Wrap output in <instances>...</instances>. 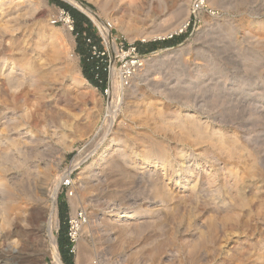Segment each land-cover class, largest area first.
Instances as JSON below:
<instances>
[{
  "label": "rangeland",
  "instance_id": "rangeland-1",
  "mask_svg": "<svg viewBox=\"0 0 264 264\" xmlns=\"http://www.w3.org/2000/svg\"><path fill=\"white\" fill-rule=\"evenodd\" d=\"M77 1L97 20L112 24L120 43L153 51L138 52L146 61L122 90L120 100L112 92L107 98L103 68L109 58L92 56L91 45L100 52L105 50L97 24L71 6L87 19L77 18V28L71 15L51 0H29L21 30L36 33L40 24L46 25V41L59 39V68L67 82L85 78L84 74L94 82L85 79L89 85L80 89L78 101L69 104L75 113L93 115L92 126L85 130L80 125L67 132L62 140L50 144L53 151L45 158L53 168L52 180L63 182L56 197L58 228L54 232L62 263L71 258L77 264V242L69 235L72 221L78 218L83 224L78 239L88 249L91 264H264V0H218L220 5H203L193 11L201 0H188L187 9L192 13L182 31L171 38L146 40L142 34L167 32L185 17L165 16L155 0H122L117 7L112 0L106 4V0ZM9 2L14 0H0V11ZM62 11L73 21L72 32L62 21ZM21 30L0 34V61L9 66L20 57L13 49L22 41ZM32 39L27 42L36 55H25L35 62L32 66L37 67L41 60L55 63L54 50L49 46L35 49ZM109 53L112 58L111 49ZM228 59L233 62L227 63ZM88 65L93 70L88 71ZM96 67L100 79L101 71L105 75L102 83L94 80ZM2 97L15 98L6 95L5 89L1 91L4 100ZM193 123L195 130L211 135L205 136L209 140L217 137L215 141L229 149L223 150L207 138L200 143L197 137L201 133H195ZM183 124L189 134L181 131ZM98 131L106 136L92 139ZM111 140L125 146V160L121 153L110 160L105 157L98 168L83 173L92 160L90 148ZM143 144L148 146L146 153ZM157 144L163 147V154L157 152ZM145 162L150 164L146 167ZM182 165L194 171L178 186L174 174ZM196 182V189L189 191ZM49 197L42 199L46 220L40 236L45 234L49 217ZM131 210L139 213L137 218L117 220ZM4 233L0 243L15 238L7 241ZM42 261L51 264L49 256ZM24 264H35L33 256Z\"/></svg>",
  "mask_w": 264,
  "mask_h": 264
},
{
  "label": "bare ground",
  "instance_id": "bare-ground-1",
  "mask_svg": "<svg viewBox=\"0 0 264 264\" xmlns=\"http://www.w3.org/2000/svg\"><path fill=\"white\" fill-rule=\"evenodd\" d=\"M65 1L70 3L79 11H81L91 21L96 23L97 27L102 31V33L105 36H109L110 28L112 27V24L110 23L104 24L100 20H97L96 15L90 9L79 3L77 0H65ZM107 1L108 0H106L104 3L106 4ZM112 1L115 3L114 6H116L118 4V1L121 2L122 0H112ZM152 1L153 0H148V3H151ZM155 1L157 2V7L161 9V11L164 13L165 16L166 15L172 16L173 14L174 15L179 14L180 16H183L185 18L183 22L177 24L174 28H172L167 32L142 34L141 36L142 38H144L143 40L164 39L166 37L173 35L174 33H178L182 31L185 28L188 18L192 13L191 11L189 13V10L187 9L188 0H185V3L181 2L182 0H155ZM218 2L220 1L201 0V2L198 3V7L203 5L205 6L207 5L208 7H214L216 5H220L218 4ZM29 4H31L29 0H16V1L14 0V2H11L7 8L0 11V34L2 33L13 34L14 32H18L19 30H21V26H22L21 24L25 22L24 18L25 16H27L26 15L27 11L30 8ZM240 4L242 5V3ZM241 5L240 7L243 6ZM194 9L195 8H193L192 11ZM43 25L40 24L39 27H37L38 29L36 33H33L34 31L33 32L26 31L24 33L23 31H25V29L23 31L22 30L20 31V33H24V36L22 38L19 47L17 49H13L15 50V52H17V54L20 55V57L18 56V59L14 64L12 63L9 66L6 61H0V81H1L0 83V235L1 232L4 231L5 233L3 238H5L7 241L15 237L13 238V241L10 240L12 241L10 243L9 242L2 243L3 241H1L0 264H9L8 261L10 260L15 261L14 264H18V263L24 264L25 262L28 261L31 255L34 258L35 264H46L45 262L42 261L45 258V256H49V258L51 259V264H63L57 250L56 237L54 234V232L58 228L57 215H56L57 213L56 197L59 188L63 185L62 184L63 182L60 183L59 181L52 180V176H53L51 173L52 167L49 164L48 160L45 161V158L47 159L49 155L51 143H55V141L58 142L59 140H62L66 136L67 132L74 130L76 127L80 125H82L83 129L85 130L90 129L93 121V118H91L93 115L90 114L91 116H88L84 114L81 115L75 113L69 106L70 102L79 100L78 92L81 91L80 92L81 94L82 90L80 89L84 87V85H89V84L82 76L81 78L78 79L76 78L75 80H72L73 82L70 81L72 83L67 82V80L69 79L65 77V72L62 71L61 68H59L60 66L59 55L61 54V52L59 50L60 45H58V43L56 42L59 39L54 41L53 38L51 37L52 39L50 38L49 40L46 41L44 32H46L47 30L44 29L46 28V25H44L45 27ZM68 29L69 31L71 30L69 27ZM48 33L52 35L51 32L48 31ZM31 36H33L32 40L34 41L33 43L35 46L32 47H34L35 49L37 47L41 48V47L49 46L54 50L55 61H56L55 63L46 64L43 63L42 60L41 61L38 60L39 62L36 65L37 67L32 66V64H34L35 62L32 59L34 62L32 63L31 59L28 58V56L30 55V57L33 58L36 55V53L34 49L29 48L30 45H28L27 42L28 39L31 38ZM219 38L221 39V37ZM26 54H28V56H26L25 58ZM230 61L227 62L226 60L225 62L230 63ZM231 62H233V60ZM248 70L251 71L252 69L251 70L248 69ZM186 87H188V85ZM22 88L23 90L24 89L25 90L23 91ZM4 89L6 90V95L8 92L10 96L14 94V97L17 95L16 92L19 91V89L22 90V93L20 94L18 93L19 96L13 99L10 97L12 100L11 99L5 100L4 98L5 96L2 97L4 100H1V91ZM110 90H111L110 92H112L111 96H113V98L116 100H120L121 97L120 93L122 92V89L120 82L117 79V75H115L111 79ZM58 100H61L64 104H60V103L58 104L57 103ZM221 103L223 102H220V104ZM206 106H208V104L205 105V107ZM213 111H216L215 108ZM184 126L185 125L183 124L181 131L182 132L185 131V134H189L186 133V130L188 129L183 128ZM192 127L193 129L195 128L194 123L193 125H191V128ZM198 131L195 130V133H197ZM105 133L106 132L102 131V133L100 134V132L98 131L96 135H93L92 139H96V137L98 136L105 137L106 136ZM202 133L203 132L200 131L197 133L199 134L197 137L199 138V141L201 139L200 143L206 140L207 137L211 136V135L207 136L206 134L204 135V133L202 135ZM214 134L216 135V133ZM181 135L179 136L180 138H182ZM215 135L214 137H216L218 134L216 136ZM218 137L220 138L221 136ZM216 138L215 140H217ZM202 139L204 140L202 141ZM207 139L209 140L210 138ZM195 140L197 141L196 138ZM211 140H209L208 142H210ZM220 140H222V138ZM90 141L91 140H89V142ZM206 142L204 141L203 143ZM218 143L217 141H215V144H217L218 146L222 144V143L220 144ZM212 144L214 145V142H212ZM99 145L100 144L98 143V145L93 146L92 149L90 148L91 151L89 150V154L90 156L92 155V160L87 164L83 173H87L91 170L98 168L105 157L109 158L110 156L117 155L119 153L122 154L125 151V146L122 143L121 144L118 143L117 140L116 141L111 140L102 147H99ZM143 145L145 146V147L143 146L145 148L144 149L145 153L146 151L148 152V146L145 144ZM217 145L216 148H218ZM230 145L232 148L233 144L231 143ZM221 146H223L225 149L222 148ZM221 146L219 148L226 150L227 147H225V144ZM234 147H233V151L237 150L234 149ZM159 151L161 154L165 152L161 145L160 146L158 145L157 152ZM231 153L233 152L231 151ZM231 153L229 154L230 158L233 157ZM126 157L127 156L122 154L120 158L122 160H125ZM161 157H165V155L164 156L161 155ZM144 164H146L147 167V164L150 163L145 162ZM193 171L194 169H191L189 166L182 165V168L177 169L174 174V177H176V184L178 186L182 185L183 181H185L187 177H192ZM86 177H88V175H85L84 178ZM196 185L197 182L193 185L191 184L189 191L190 190L194 191V189H196ZM235 185L237 186V184L234 183V187ZM45 196H50L49 198L51 201V206L49 210L48 221L46 222V226H45L46 227L45 234L44 236H40V232L43 226L45 225V224L43 225V221L46 220L45 219L46 212L42 203V199H44L43 197ZM138 214L139 213H136L131 210L130 212L120 214L117 220L128 221L130 219L137 218ZM82 225L83 224H78L77 222V226H76L77 229H76V233L74 234V237L77 238L76 239L77 244L75 246L77 249L76 263L91 264L89 263V261H91L89 260L91 256L89 255L88 249L81 247L80 245L81 240L78 239V235Z\"/></svg>",
  "mask_w": 264,
  "mask_h": 264
},
{
  "label": "built area",
  "instance_id": "built-area-1",
  "mask_svg": "<svg viewBox=\"0 0 264 264\" xmlns=\"http://www.w3.org/2000/svg\"><path fill=\"white\" fill-rule=\"evenodd\" d=\"M194 8H198V4L195 3ZM62 17V21L65 26L70 28L71 32L73 31V21L70 17L65 14L63 11L60 13ZM56 21H53L52 24H55ZM109 28V27H108ZM113 27L110 28L109 36H105L102 31L97 27L99 32L100 40L103 44L104 51L100 52V49H97L96 46L91 45L92 48V56L96 58H103L107 56L109 58L108 65L106 68H103L104 72H107L105 89L103 90V94L109 98L110 97V84L111 79L117 75V79L120 82L121 89L124 90L129 87L133 77L135 74L140 71L144 66V56L138 53V50L135 46L129 45L125 46L122 42L118 41V37L115 36L112 32ZM109 49H111L112 58L109 56ZM94 70L98 71L99 68L96 67ZM95 71V72H96ZM115 73V75H114ZM99 71L95 73L94 78L98 83H102V79L99 78ZM68 182H65L64 185H67ZM77 222L79 223L78 218H75L71 223V234L69 235L72 242H76L74 234L77 229Z\"/></svg>",
  "mask_w": 264,
  "mask_h": 264
},
{
  "label": "trees",
  "instance_id": "trees-1",
  "mask_svg": "<svg viewBox=\"0 0 264 264\" xmlns=\"http://www.w3.org/2000/svg\"><path fill=\"white\" fill-rule=\"evenodd\" d=\"M51 1L54 2L62 10L66 11L68 14L71 15V17L73 18V20H75V22L77 24V28L80 26L79 22L76 21L77 18H83V20H87L85 17H83V15H81L78 11H76L71 6L67 5L66 3H63V2H61L59 0H51ZM151 51H153V50L150 47H138V52L139 53H143L144 54V53H149ZM88 66H89L88 67V71L93 70V66L92 65H88ZM100 76H101L102 79H105V75H104V73L102 71L100 72ZM84 77L90 84H94L93 79H91L90 76L84 74ZM64 264H72V259L69 258L68 260H64Z\"/></svg>",
  "mask_w": 264,
  "mask_h": 264
},
{
  "label": "water",
  "instance_id": "water-1",
  "mask_svg": "<svg viewBox=\"0 0 264 264\" xmlns=\"http://www.w3.org/2000/svg\"><path fill=\"white\" fill-rule=\"evenodd\" d=\"M63 2H66L65 0H62ZM67 4H69L70 6H72L70 3H68V2H66ZM78 10V9H77ZM81 12V11H80ZM83 14V13H82ZM174 35H176L175 33H174ZM170 38L172 37V35L171 36H169Z\"/></svg>",
  "mask_w": 264,
  "mask_h": 264
},
{
  "label": "crops",
  "instance_id": "crops-1",
  "mask_svg": "<svg viewBox=\"0 0 264 264\" xmlns=\"http://www.w3.org/2000/svg\"><path fill=\"white\" fill-rule=\"evenodd\" d=\"M92 76H93V71H92ZM94 80H95V78H94Z\"/></svg>",
  "mask_w": 264,
  "mask_h": 264
}]
</instances>
